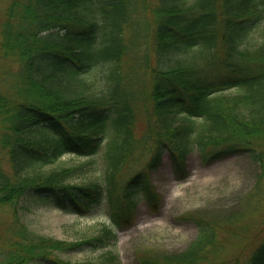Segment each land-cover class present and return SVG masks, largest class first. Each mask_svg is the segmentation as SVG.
Here are the masks:
<instances>
[{
	"label": "trees",
	"instance_id": "1",
	"mask_svg": "<svg viewBox=\"0 0 264 264\" xmlns=\"http://www.w3.org/2000/svg\"><path fill=\"white\" fill-rule=\"evenodd\" d=\"M0 62V207L29 199L85 216L106 199L119 205L110 214L119 227L134 218L137 196L158 207L148 173L162 157L183 179L194 150L204 165L246 155L262 169L245 212L224 226L264 207V0H9ZM100 151L101 179L75 184L81 166H57L67 154L90 160ZM260 217L255 234L254 225L231 231L257 242L235 264H264ZM192 219L197 235L186 249L144 251L138 264H216L217 222ZM113 234L105 227L79 243L40 238L24 249L52 264H113L48 258Z\"/></svg>",
	"mask_w": 264,
	"mask_h": 264
},
{
	"label": "rangeland",
	"instance_id": "2",
	"mask_svg": "<svg viewBox=\"0 0 264 264\" xmlns=\"http://www.w3.org/2000/svg\"><path fill=\"white\" fill-rule=\"evenodd\" d=\"M8 1L0 0V21ZM1 72L0 69V82ZM143 126L144 118L140 116L138 127L142 130ZM102 162L100 151L90 160L67 154L57 166H81L71 182L85 184L102 178ZM185 168L186 176L178 179L165 154L160 166L148 173V181L159 197L158 207L150 209L145 200L137 196L134 218L122 221L119 227L110 221L112 210L116 212L119 205L106 199L85 216L39 205L29 199L21 201L15 211L0 207V264L20 257L27 258L20 264H52L49 260L30 257L24 247L38 243L40 238L79 243L103 235L105 227L114 234L104 244L55 250L48 258L70 263L138 264L137 256L144 251L163 255L186 249L197 235V225L192 219L196 216L217 222L218 252L211 257L214 263L235 264V259L239 263L245 262L257 242L242 241L232 236L231 231L243 225H254L250 233L255 234L262 225L260 216H264V207L252 215L250 212L249 219L237 220L229 229L221 222L245 212V197L255 191L262 175L260 165L246 155H234L204 165L194 150L187 155ZM261 185L264 186V176ZM263 237L264 233H261L258 241Z\"/></svg>",
	"mask_w": 264,
	"mask_h": 264
}]
</instances>
